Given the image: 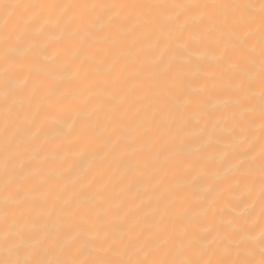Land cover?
Masks as SVG:
<instances>
[{"label":"bare ground","instance_id":"obj_1","mask_svg":"<svg viewBox=\"0 0 264 264\" xmlns=\"http://www.w3.org/2000/svg\"><path fill=\"white\" fill-rule=\"evenodd\" d=\"M18 2L58 7L23 33L16 22L35 10L0 7V236L20 233L35 259L125 264L219 259L235 236L247 246L227 258L259 261L261 0L0 5ZM187 4L201 7H173ZM240 15L247 93L224 54L236 42L224 21Z\"/></svg>","mask_w":264,"mask_h":264},{"label":"snow or ice","instance_id":"obj_2","mask_svg":"<svg viewBox=\"0 0 264 264\" xmlns=\"http://www.w3.org/2000/svg\"><path fill=\"white\" fill-rule=\"evenodd\" d=\"M0 7L7 8H20L27 11L28 9H34L32 15L28 17L27 20H24L21 23L20 20L16 22L14 28L19 29L20 32H26L35 25L39 19V12L44 8H56L58 5L54 3H36V4H25V3H15L9 5H0ZM93 10L97 7H101L104 9H111L116 7V5L109 4H100V5H90ZM120 8L130 7H148V8H159V7H167L164 4H149V5H137V4H120ZM173 7H186L189 10L194 8H199L201 5L199 4H187V5H173ZM203 7H220V8H230L235 10H241L247 6H242L240 4L233 5H203ZM261 9L262 13H264V0H261ZM225 25L229 29L230 33L236 35L235 45L231 48L225 49V55L229 58L235 56L238 57L237 65H234V71L232 75V87L238 93H247L250 89H252L255 85V81L249 75V65L252 62V51L245 45V43L240 39L239 35H237L242 27L244 26L245 20L243 15L234 16V18L229 21H224ZM262 38L260 42V73H259V85H260V118H261V129L262 133H264V17H262ZM245 35H249L245 33ZM19 39V37H17ZM14 48H6L5 49V57H10L14 55ZM260 161H261V185H262V202H264V136H262L261 140V150H260ZM249 161H244L240 163V167L243 168L245 164H248ZM248 174H251V170L248 169ZM210 232H205L200 236V239H207ZM79 237H75L72 240V245L75 246ZM194 239L189 238L188 245L189 248L193 246ZM215 241H209V245L214 244ZM247 241L241 237L240 239H236L233 236L232 239L226 241V246L223 248L222 252L219 253L221 258L219 259H204L202 255L197 257H189L182 259H172L167 260L163 259L160 261H142L137 262V264H264V229L261 231V259L256 261L254 259H239V258H227L230 257L235 251L236 255L239 256L244 247L247 246ZM0 247H3L6 258L0 259V264H125L124 261L118 259H93V260H84L80 261L77 259H57V260H45V259H35L33 258L37 252L35 247H30L26 245L24 237L20 233H14L11 230L6 231L0 236ZM203 254H208L207 251L202 250ZM131 264V262H128Z\"/></svg>","mask_w":264,"mask_h":264}]
</instances>
